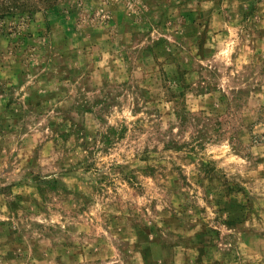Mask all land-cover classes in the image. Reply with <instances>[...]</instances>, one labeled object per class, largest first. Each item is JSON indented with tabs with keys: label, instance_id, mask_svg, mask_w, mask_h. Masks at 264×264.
<instances>
[{
	"label": "rangeland",
	"instance_id": "1",
	"mask_svg": "<svg viewBox=\"0 0 264 264\" xmlns=\"http://www.w3.org/2000/svg\"><path fill=\"white\" fill-rule=\"evenodd\" d=\"M0 0V264H264V0Z\"/></svg>",
	"mask_w": 264,
	"mask_h": 264
},
{
	"label": "trees",
	"instance_id": "2",
	"mask_svg": "<svg viewBox=\"0 0 264 264\" xmlns=\"http://www.w3.org/2000/svg\"><path fill=\"white\" fill-rule=\"evenodd\" d=\"M58 3V0H37V5L33 8L31 12H29V16L35 13L40 8H51Z\"/></svg>",
	"mask_w": 264,
	"mask_h": 264
}]
</instances>
